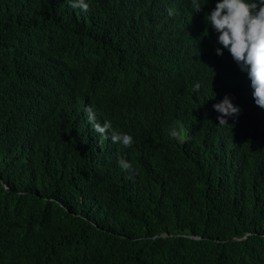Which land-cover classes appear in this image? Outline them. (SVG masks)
Wrapping results in <instances>:
<instances>
[{
	"label": "trees",
	"instance_id": "16d2710c",
	"mask_svg": "<svg viewBox=\"0 0 264 264\" xmlns=\"http://www.w3.org/2000/svg\"><path fill=\"white\" fill-rule=\"evenodd\" d=\"M86 2L0 0V264H264V109L222 86L216 0Z\"/></svg>",
	"mask_w": 264,
	"mask_h": 264
},
{
	"label": "clouds",
	"instance_id": "9594fccd",
	"mask_svg": "<svg viewBox=\"0 0 264 264\" xmlns=\"http://www.w3.org/2000/svg\"><path fill=\"white\" fill-rule=\"evenodd\" d=\"M191 4L197 13L204 6L200 0H191ZM71 6L85 12L89 9L86 0H71ZM174 12V9H169L168 15L172 16ZM205 16L208 25L211 26L210 32L214 39L211 53L215 56L216 63L221 62L217 55H224L232 61L225 71L222 86L231 90L233 81H242V71L243 76L247 74L251 81L255 104L264 109V0H216L215 7L206 12ZM198 89L197 84L196 90ZM232 99V95L231 97L225 95L220 102L213 105L221 114L218 117L219 125L228 124L226 117L240 113L241 109L232 102ZM85 111L89 123L102 140L110 138L113 143L125 148L132 147L134 143L132 135L115 130L110 121L106 120L103 124L98 122L91 107ZM169 135L179 143H186L190 139L182 128L180 130L174 128ZM118 165L126 172L133 171L132 164L124 158L118 160ZM131 178L132 176H129V179Z\"/></svg>",
	"mask_w": 264,
	"mask_h": 264
},
{
	"label": "water",
	"instance_id": "95a60500",
	"mask_svg": "<svg viewBox=\"0 0 264 264\" xmlns=\"http://www.w3.org/2000/svg\"><path fill=\"white\" fill-rule=\"evenodd\" d=\"M1 182L3 183V185H4L6 188H9V187L5 184V182H3L2 179H1ZM177 234H179V233H174V232H172V233L161 232V233H159V234H155L154 237H155V236H158V235H159V236H167V235H177ZM246 234H247V233H245L244 235H242L240 238L245 237ZM183 235L190 236V237H195V238H199V237H200V235H193V234H190V233H183ZM232 238H233V239H236V236H234V237H232Z\"/></svg>",
	"mask_w": 264,
	"mask_h": 264
}]
</instances>
